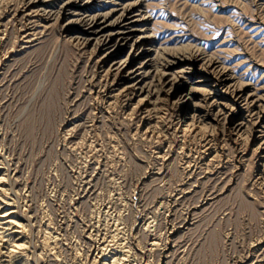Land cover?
<instances>
[{
    "label": "rangeland",
    "instance_id": "obj_1",
    "mask_svg": "<svg viewBox=\"0 0 264 264\" xmlns=\"http://www.w3.org/2000/svg\"><path fill=\"white\" fill-rule=\"evenodd\" d=\"M142 1L146 7L141 12L149 11L145 14H150L149 24L160 44L220 58L240 81L264 91V0ZM97 2L100 5L94 11L110 7L103 0ZM21 9V0H0V150L7 154L0 151V156L12 166L8 182L29 225L26 236L33 248L27 251L32 264H89L84 229L100 217L102 227L105 224L111 234L115 223L126 228L115 236L130 238L125 241L134 246L136 264L159 262L166 243L171 245L166 264H236L260 230L264 188L254 183L263 166L259 161H264L260 159L264 148H257L260 139L222 127L210 131V125L200 132L183 130L187 113L182 111L179 122L178 95L170 99L154 95L155 104L148 102L143 108L139 95L106 98L103 75V98L99 99L92 82L98 60L106 57L101 58L105 48L91 53L75 45L64 31L68 16L37 23L31 29L33 41L27 42L21 36L26 27H35V21L25 18ZM138 33L128 36L129 43ZM128 51L129 46L114 58ZM193 77L196 80L197 73ZM127 81L120 80L116 89ZM87 187L93 193L85 195ZM98 202H102L101 212ZM107 204L109 210L104 207ZM185 221L189 222L180 227ZM146 223L152 225L146 227ZM171 223L179 226L175 233H170ZM55 234L59 239L55 240ZM154 238H159V245L154 252L148 251Z\"/></svg>",
    "mask_w": 264,
    "mask_h": 264
},
{
    "label": "bare ground",
    "instance_id": "obj_2",
    "mask_svg": "<svg viewBox=\"0 0 264 264\" xmlns=\"http://www.w3.org/2000/svg\"><path fill=\"white\" fill-rule=\"evenodd\" d=\"M97 1L102 2V0H21V6H22L21 11L23 12V16L25 18L32 19V21H35L34 22L35 27H33V26L28 27V30H27V27L25 26L26 31L21 36V38L24 36V37H26L27 42H31V41H33V39L31 38L32 34H33L32 31H33V28H36L37 23H42V21L44 23H46L49 20H57L60 16H68L66 23H68L69 25L64 31L66 34H70V40L72 42H74L75 45L82 46V48H84L85 50L91 51V53L94 52V50L97 48H105V51L103 52V55L101 56V58L104 56H106V57H104L103 60L102 59L98 60L97 65H96L97 69L94 72V79L92 82V86L94 88L93 90H95L99 99L102 100V98H103L102 97V75L106 80V82L104 84L105 85L104 95L106 96V98L107 97L110 98V97H114V96L118 97L121 94L126 95L127 98H131L134 95H139V103L138 104H140L141 107H143V108L148 107V106H146L148 104V102H150V103L156 102V99H152V96H154V95H156L157 99L160 98V95H162V96L167 95V97L169 99L172 96L178 95V100L176 101V105L178 106V111H179L178 115H177V117L179 118V122H180V120H182L180 118L182 116L181 115L182 111L187 113V115H186L187 117H186V120L184 123L183 130L196 131L198 129L197 131H199L202 128L210 125V131H212V130L214 131L216 128L222 127L225 131H227L229 133L238 134V135L246 133L247 136L259 138L260 142L258 143L257 148H262V147L264 148V91L261 90L263 88L258 89L246 81H240L237 74H235L230 68H228L225 64H223L222 61L219 60L220 58L217 59V58L213 57L212 55L211 56L205 55V54H203V52L196 51V49H194V51L187 50L184 45L183 46L185 49L184 48H177V49L171 50L169 47L160 44V40H159L160 38H157L153 26H151L149 24L150 23V19H149L150 14H148L149 16L147 14H145V13H148L149 11L146 10L145 13L141 12L142 9L144 7H146L144 1H142V0H103V2L105 4H108L110 7L106 10H103V11L102 10L94 11V9L100 5V4H98ZM100 9H102V8H100ZM138 11H139V13H138ZM6 12H8V11H6ZM137 14L139 16L134 17ZM13 20H15V19H13ZM44 26H46V25H44ZM31 29H32V31H31ZM133 31H139L140 33H138L136 35V38L133 40L132 43L131 42L129 43V40H128L129 37L128 36ZM127 46H129V51L127 53L123 54L118 59H115L114 56L117 55L123 48H126ZM137 46H139L140 50L138 49L139 51L133 52ZM191 47H189V48H191ZM187 48H188V46H187ZM19 50H20V48H19ZM206 54H208V52ZM108 61H109V63H108ZM196 73H197L198 77L196 80H193V78H194L193 74H196ZM124 78H128L127 83L124 85L123 88L116 89L118 86L115 87V85L118 84V82ZM195 81H197V82H195ZM221 85H223V87H221L219 89L210 87V86H221ZM218 90H219V92H218ZM200 93H202L201 97L200 96L198 97V95H200ZM222 94L225 96H222ZM161 99H162V97H161ZM163 103H165V102H163ZM145 110L148 113L152 111L150 108H146ZM155 111H157V109ZM155 115H156V113H155ZM145 118H147V117H145ZM146 128H148V127H146ZM64 130L67 131V129H64ZM211 133L213 134V132H210V134ZM214 134H215V132H214ZM226 138H228V137H226ZM67 140H69V139H67ZM208 141H209V139H208ZM78 142L79 141H77L76 143L78 144ZM72 144L75 145V143H72ZM70 145L71 144H69L68 146H70ZM75 147H77V145ZM62 148H63V146H62ZM79 149H80V147H79ZM208 149H211V148L208 147ZM73 150H74V147H73ZM3 151H1V152H3ZM94 151H92L93 154H94ZM263 151H264V149L262 150V152ZM218 152H219V150H218ZM4 154H5V151H4ZM5 155H7V154H5ZM89 157H91V156H89ZM260 159L262 160L264 158L261 157ZM82 162H83V160H82ZM259 163L263 164V166H262V168L259 169L258 174L254 178V183H257V186H258V184H260L264 188V161L263 162L259 161ZM191 164H193V163L191 162ZM9 165L10 164L8 163L6 157L4 158V156H0V264H32L33 260L31 261V258L29 256L30 253H28V251H27V250H29L28 247H31L28 244L29 241L27 240V236H26V233H27L26 230H27L28 223L24 220V217L22 216L23 214L20 213V202L21 201L20 200H19L20 202L17 201L14 198L15 196L11 195L12 192L10 191V186H9V182H8L10 175H9L8 171L11 169L12 166L10 167ZM77 172H78V170H77ZM14 173H15V170H14ZM82 173H84V172L82 171ZM84 175H85V173H84ZM10 177H13V176L11 175ZM20 179L23 180L22 177ZM14 181H16V179H14ZM25 182H27V181H25ZM83 182H87V181H83ZM31 185H33V184H31ZM17 189H18V186H17L16 190ZM93 191L94 190L92 188L89 189V187L83 188V192L86 193L85 195L90 194L91 192L93 193ZM97 191H98V189H97ZM262 191L264 193V189ZM28 193H29V191H28ZM15 194H17V193H15ZM98 195L99 194H97L96 196H98ZM118 195L120 196V194H118ZM207 198L209 199L212 197H207ZM208 199L203 201V202H208ZM105 200L108 201V199H105ZM112 200H113V198H112ZM24 201H26V200H24ZM102 201H104V199ZM92 202H93V200H92ZM92 202H91V204H92ZM199 202H201V201H199ZM199 202H198V204H199ZM260 204H261V209H260V230H259V233L255 234L250 239L249 244L246 246L247 250L242 255L238 256L235 259L234 262L236 264H264V196H263V201ZM107 206H108V204L105 205L104 207L106 208V210H109V208H107ZM110 206H108V207H110ZM95 209L97 210V208H95ZM95 209H93V210H95ZM98 209H99V212L102 211V202H100V203L98 202ZM105 213H106V211H105ZM105 213H103V215ZM91 214H93V213H91ZM91 214H90V216H91ZM185 217H187V216H185ZM64 218L66 220L67 217H64ZM228 218H229V216H228ZM102 219H103V217L97 218L96 222H94V223L91 221L93 223V224L90 223L92 225V227L91 228L86 227L84 229L86 236L88 237V241H87L88 247H86L87 248L86 249L87 250L86 251V261H88L89 264H136L137 261L135 262V260H136L135 255L137 257V254L134 255L135 250H134V253L131 251V249L134 248V246L132 248H130V246L125 241V240H128L130 238L125 239V236L120 237V238L116 237L117 236L116 233L118 231L121 232V230H124V232H126V228H124L123 226H120L119 223H115L114 227L112 229L113 234H111V233H109V230H107L106 227H104V226H106L105 224L102 227ZM192 219H193V216H192ZM116 220H118V219H116ZM189 221H185V223L182 225L180 224V227H184ZM68 222H69V220H68ZM70 222H72V221H70ZM73 223H75V222H73ZM123 223H125V222H123ZM174 223H176V221ZM190 223H191V221H190ZM56 225H57V223H56ZM121 225H124V224H121ZM145 225L147 227V226L152 225V224L146 223ZM48 226H49V223L47 224V227ZM62 227H64V226H62ZM170 228H171L170 233H175V231L178 230L179 226H176L175 224L171 223ZM48 230L50 231L49 228H48ZM52 231H53V229H52ZM45 232H46V230H45ZM140 232L141 231L139 230L138 233H140ZM61 234H59V235L61 236ZM115 234H116V236H115ZM231 234H232V232L230 230L227 233V237L231 236ZM43 235H45V234H43ZM54 237L56 240L59 236H57L55 234ZM60 238H62V236ZM79 238H81V237H79ZM157 239H159V238H157ZM157 239L155 240V238H154L149 243L150 247L149 248L147 247V250L148 249L150 251L153 250L152 252H154V249H156L158 247L159 242H160V241H157ZM84 240H85V238H84ZM169 240H168V242H169ZM39 242H38V244H39ZM66 243H67V241H66ZM77 244L80 247L79 243H77ZM56 245H57V242H56ZM71 245H73V244H71ZM144 246H143V248H144ZM40 247H42V246H40ZM51 247H52V245H51ZM81 247H83V246H81ZM243 247H245V246H243ZM31 248H33V247H31ZM51 249H53V247ZM139 249H140V247H139ZM170 249H171V245H168L167 243L164 244V246L161 249V258L159 259L160 261L159 262L149 261V263H147L148 261H145L146 264H164L165 263L164 258L170 255ZM48 250H49V248H48ZM60 250H61V248H60ZM145 250H146V248H145ZM142 251H144V250L142 249ZM50 252L54 254V252H56V250H54V251L51 250ZM80 252H82V251L80 250ZM138 252H140V251H138ZM241 252H243V251H241ZM53 254H52V256H53ZM142 255H143V253H142ZM63 256H65V255H63ZM67 256H69V255H67ZM54 257L58 258L59 256H58V254H54ZM139 257L140 256L138 255V259H139ZM61 259H63V258H61ZM67 260H68V258H67ZM64 261H65V259H64ZM49 262H51V261L49 260ZM70 263H72V262L70 261L69 264ZM46 264H47V262H46ZM80 264H82V263H80Z\"/></svg>",
    "mask_w": 264,
    "mask_h": 264
}]
</instances>
